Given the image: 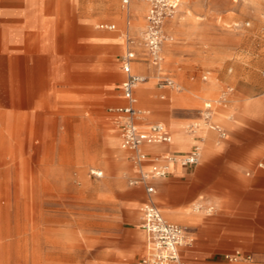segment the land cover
Returning <instances> with one entry per match:
<instances>
[{"label":"rangeland","instance_id":"374dc122","mask_svg":"<svg viewBox=\"0 0 264 264\" xmlns=\"http://www.w3.org/2000/svg\"><path fill=\"white\" fill-rule=\"evenodd\" d=\"M102 20L118 29H97ZM86 29L91 32L86 40L64 43L57 51L24 52L30 60L11 68L13 81H6L9 72L0 67V264H131L144 253L138 208L147 200L145 188L129 184L128 152L118 156L109 143L114 137L120 146L110 107L123 102L125 25L101 19ZM163 31V59L172 65L175 55L182 77L169 72L160 77L171 76L180 88L174 91L199 98V118L211 103L214 116L230 122L214 121L224 137L205 126L200 139L212 137L215 150L205 158L204 147L194 174L197 183L208 184L205 200L225 196L230 209L222 213L202 200L200 213L210 221L229 219L242 237L232 250L264 253V190L258 177L264 158L250 156L263 143L247 141L264 126V0H180ZM32 34L27 45L35 47L40 38ZM95 34L105 38L95 40ZM79 44H86V51ZM158 78H148L152 109V102L162 101ZM204 84L212 90L204 93ZM145 86L138 87L142 94ZM138 96L147 124L163 122L161 113L142 108L146 103ZM246 100L261 102L262 114H245ZM231 164L240 172L233 185L220 186L216 178L200 181L206 165L219 168L212 172L217 175L231 171ZM153 199L159 204L157 194ZM210 207L215 209L208 212Z\"/></svg>","mask_w":264,"mask_h":264},{"label":"crops","instance_id":"0c3cea01","mask_svg":"<svg viewBox=\"0 0 264 264\" xmlns=\"http://www.w3.org/2000/svg\"><path fill=\"white\" fill-rule=\"evenodd\" d=\"M149 7L150 5L147 0H130L128 4H125L123 0H0V67L7 68L6 71L9 72L8 75L6 74V77H8L6 81H13L10 78V70L11 68L14 70L16 63L21 65L23 63L22 61L25 59L30 60L27 57H24V52L42 50L57 51L60 49V45L64 43L73 42L76 39L86 40V36L91 35V32L86 29V25H93L101 19L118 21L120 24L125 25L127 36L131 35L135 38L136 44L133 49L138 56L137 60L133 63V71L135 73L146 75L150 79L158 75H167L165 73L169 72L173 77L181 79L182 72L178 69L175 55L174 64L170 65L169 62L166 63L163 59L162 62L164 63V68L161 67V65L154 66L149 62L148 53L141 44L139 33L146 25V15ZM100 23L115 24L117 27L116 30L118 29L116 23L102 20L96 26L99 30H102L98 28ZM30 27H34L35 30H29L28 32V28ZM31 32L38 34L40 38L39 45L35 47L27 45V36L29 34L31 35ZM94 36L99 37L95 40H103L105 38L99 34H95ZM119 44H123V42L120 41ZM124 46L125 50H127L128 46L126 42H124ZM78 47L86 51V44H79ZM166 52L167 51L165 50V53ZM122 55L120 56V60ZM171 67H174L175 71L171 70ZM174 72H177L178 74L176 75ZM168 77L172 78L171 76ZM122 82L120 85L121 90ZM143 84H147V86L143 88V94L140 93V88L136 89L135 96L137 102L139 103L140 99L138 93H140L142 99H144V102L146 103V106H143L142 108L161 113L163 116V122L158 123L164 124L168 133L172 136V141L170 143L145 144L144 149L150 158L168 153L184 155L187 154L197 143L202 146V156L204 147L208 149L204 155L205 158L214 152L215 144L212 137H210L209 140L206 138L205 141L201 140L200 137L201 135H204L203 133H206L205 126L210 127L217 125L221 127L219 123L216 124L214 121L220 120L224 122V124H230L223 115L216 117L213 114L209 121L199 118L196 114L199 105V98L177 93L174 91V88L170 87H162L163 89L159 94L162 101L152 102L154 105V107L152 106V109L148 106L150 105L149 103H151L150 94L152 93L151 86L153 82L147 81ZM143 84H140L139 86ZM211 87L212 84H204L202 85V91L204 93L210 92L212 90ZM121 96L123 102L112 105L110 108L126 104V100L122 93ZM261 108V102L255 100H246L244 103V113L250 116L261 115ZM192 120H194L193 123L196 124L194 130L188 128V122ZM172 122L179 127L176 128L177 131L173 130L171 125ZM139 125L142 129H146L148 126L147 118L139 120ZM260 129V136L253 135L247 137V141L250 142L249 144H254L255 142L260 141L263 143L261 147H257V149L252 151L250 156L255 159L264 158V126ZM173 136H176L177 138L179 137V141L176 140L177 142H174ZM119 139L120 146H117V140L114 139V137H110L109 143L115 147L116 154L122 156V152L125 150L121 146V137H119ZM128 158L130 159L129 152ZM225 163H229V161H225ZM261 164L262 165L259 164L260 169L258 171L259 186L264 190V168L261 167L264 163ZM196 166L173 164L171 166V173L167 178L154 181L156 189L154 194L158 195L160 199L159 204L153 199V194L148 195L144 189L145 194L147 195V200L143 201L139 206V214L140 208L144 204L153 202L167 219L187 226L194 235L195 242L193 245L181 247L180 251L182 258L192 264H264V253L255 254L254 252L240 247L232 250L233 246L240 243L242 237L240 234L232 230L229 219L224 216L225 219L210 221L206 220L200 213V207L203 203L201 202L202 200L206 202H214L222 213H225L230 209V203L225 196L215 194L211 199L205 200L208 198V191L210 189L207 186L208 184L203 185L202 182L197 183V179L194 177ZM214 167L206 165L199 174L200 181L203 178L209 181L216 178L218 179L217 183L220 186L226 184L233 185L238 176H240V172L236 169L237 165L231 164V171H228L227 173L225 172V174L218 173L217 175L212 174V172H218L220 169H213ZM135 176L136 171L132 165L130 178ZM133 187L140 188L143 186ZM206 193L207 195H205ZM138 227L143 231L140 226V218ZM143 233L145 235L144 231ZM235 250H242L243 252L252 254L256 262L230 263L225 260V255L232 253ZM145 252L146 235L142 257ZM256 256L258 257L257 259L262 262L258 261ZM141 258L131 264H137ZM117 261V259L113 260V262L116 263Z\"/></svg>","mask_w":264,"mask_h":264},{"label":"built area","instance_id":"2783aa9c","mask_svg":"<svg viewBox=\"0 0 264 264\" xmlns=\"http://www.w3.org/2000/svg\"><path fill=\"white\" fill-rule=\"evenodd\" d=\"M130 0H123L128 4ZM150 7L146 15V25L141 38L142 45L148 53L149 62L159 66L161 62V50L165 39L163 27L167 18L171 17L180 0H147ZM98 28L102 30H116L115 24L100 23ZM127 50L121 57V68L125 74L122 82V94L126 104L112 107L110 111L117 117V127L121 137V146L129 152L130 159L136 171V176L130 178L131 186H143L148 195L156 192L154 181L165 179L171 173L173 164L182 166H196L202 158V146L197 143L184 155L161 154L150 158L145 151V144L170 143L172 136L162 123H152L146 129H142L139 120L143 119L146 111L137 106L135 96L136 89L140 84L148 81V77L133 71V63L138 56L133 49L136 40L126 36ZM157 85L175 88V81L168 77L158 75ZM213 106L208 104L204 107L202 117L209 121L213 114ZM217 130L221 137L225 131L217 126H210ZM102 176L103 172L96 174ZM202 208V206H201ZM200 208V209H201ZM208 208V212L214 210ZM140 226L146 235V252L137 264H192L181 256V247L193 245L195 237L189 228L183 224L167 219L161 210L153 202H148L140 208ZM225 260L230 263H254V256L242 250H235L225 255Z\"/></svg>","mask_w":264,"mask_h":264},{"label":"bare ground","instance_id":"6f19581e","mask_svg":"<svg viewBox=\"0 0 264 264\" xmlns=\"http://www.w3.org/2000/svg\"><path fill=\"white\" fill-rule=\"evenodd\" d=\"M171 17H173V15L171 16ZM167 19H169V18H167ZM166 21V20H165ZM165 23V22H164ZM145 28V27H144ZM144 28L140 31V33H139V39H141L142 38V36H143V30H144ZM141 44H142V42H141ZM161 57H162V59H161V62H160V64L159 65H161V63H162V61H163V54H162V52H161ZM161 76V75H160ZM175 81V80H174ZM176 83V82H175ZM174 89H180L178 86H177V84H176V87L174 88ZM141 93V92H140ZM142 94V93H141ZM208 104H211V103H207V104H205V106H207ZM212 105V104H211ZM204 106V107H205ZM218 107V106H217ZM145 111V110H144ZM212 116H213V114H212ZM211 116V117H212ZM210 117V118H211ZM144 118H147L146 117V115L144 116ZM201 119H204V120H207L206 119V117H202ZM219 120V119H218ZM220 121V120H219ZM190 130H194L195 128H196V124H194V123H190L189 124V127H188ZM99 172H101V171H93V173H95V174H98ZM201 208V207H200Z\"/></svg>","mask_w":264,"mask_h":264}]
</instances>
